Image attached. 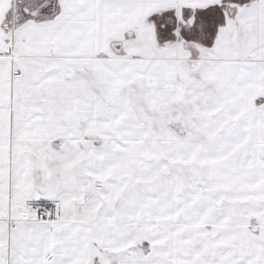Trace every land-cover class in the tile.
Here are the masks:
<instances>
[{
    "label": "snow or ice",
    "instance_id": "1",
    "mask_svg": "<svg viewBox=\"0 0 264 264\" xmlns=\"http://www.w3.org/2000/svg\"><path fill=\"white\" fill-rule=\"evenodd\" d=\"M0 264H264V0H0Z\"/></svg>",
    "mask_w": 264,
    "mask_h": 264
}]
</instances>
